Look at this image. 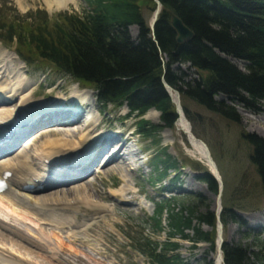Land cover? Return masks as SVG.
I'll return each mask as SVG.
<instances>
[{
	"label": "trees",
	"instance_id": "trees-1",
	"mask_svg": "<svg viewBox=\"0 0 264 264\" xmlns=\"http://www.w3.org/2000/svg\"><path fill=\"white\" fill-rule=\"evenodd\" d=\"M158 1L161 10L153 30L140 3L153 10L155 0H86L88 10L82 14L59 13L52 22L41 9L23 18L3 16L0 11V41L14 46L26 65L47 61L57 72L92 88L100 109L126 106L123 119H137V134L144 139L172 127L178 119L163 81L183 98L231 123L241 119L235 103L252 112H264V0ZM169 10L193 31L190 40L176 41ZM40 12L42 17L37 16ZM132 25L137 28L135 37L130 32ZM232 60L245 62L244 68ZM184 63L195 70V78L186 80L184 72L172 69ZM150 109L159 111V124L143 117ZM240 136L250 146L248 158L264 196V138L246 132ZM151 168L156 176L151 182L157 185L171 170L177 172L179 164L162 149L152 157ZM200 171L198 179L217 195L215 177L206 168ZM162 184V196L172 192L173 187ZM176 204L174 197L163 196L146 219L158 233L163 232L166 219L169 232L165 240L142 232L136 239L128 237L130 247L150 264H189L179 256L176 236L193 244L206 241L211 250L216 249V212L210 206L200 210L194 201L181 202L179 210ZM229 216L234 218L235 212L225 206L220 219L224 222ZM203 224L211 230H204ZM263 248L264 242L257 236L250 245L224 241L223 264H264Z\"/></svg>",
	"mask_w": 264,
	"mask_h": 264
},
{
	"label": "rangeland",
	"instance_id": "rangeland-1",
	"mask_svg": "<svg viewBox=\"0 0 264 264\" xmlns=\"http://www.w3.org/2000/svg\"><path fill=\"white\" fill-rule=\"evenodd\" d=\"M140 4L149 23L156 7L150 10L144 2ZM19 7H23L27 11L21 14ZM19 7L17 0H0V11L3 16L9 14L23 18L30 11L41 9L47 14L49 22L57 21L59 13L82 14L88 10L86 0H70L69 6L63 9L49 8L47 4L45 5L44 0H20ZM37 16L42 17L43 13L40 12ZM32 19L37 20V17L33 15ZM130 32L135 37L136 26L132 25ZM0 53L3 57L7 55L10 57L9 59L14 60L17 66L22 67L19 73L23 72L25 75L20 73L19 78L12 81L13 85L17 88L20 83H25L28 90L35 89L33 100L36 102L67 101L71 96H74L75 104L79 105V102H82L81 98L90 97L95 102V107L91 108L90 106L85 109L84 120L90 117L97 119L100 122L101 131L117 130L127 135L136 130L137 119L133 116L123 119L127 113L125 106L116 108L109 105L104 110L100 109L101 113H99V104L96 101L95 92L89 87H84L80 82L57 72L47 61L40 60L31 66L26 65L17 55L14 46L9 47L1 41ZM8 53L12 55L13 59ZM232 61L240 68L245 66V62L241 60ZM6 63L8 66L11 65ZM172 69L178 74L184 72L186 80L196 77L195 70L187 63L173 65ZM17 70L15 68V71ZM85 90L89 92L84 93ZM28 95L30 93H25V96ZM6 102L8 103H6L5 108L10 111H14L18 106V99L15 97ZM179 103L181 109L183 106L186 109L187 116L192 118L189 120L183 113L189 122L192 134L196 139L198 138L206 144L218 169L221 178L219 195L216 196L210 192L207 185L198 179L197 175L201 171L193 170V168H206L209 171L212 169L207 161L193 154L187 135L177 125V122L170 128L160 129L148 139H144L143 136L136 133L132 135L134 142L131 148L139 151V148L144 147L143 153L137 152V161L130 160L126 168H118L114 166L113 162H108L102 166L104 159L100 158L99 163L92 167V172L90 171L82 179L72 182L74 185H83L77 189L79 193L87 196L86 203H74L70 197H74L76 192H70V189L66 188V199L69 196V202H66L67 206L76 210L57 213L62 217H68L69 228L55 227L49 224L41 225H45L49 230H54V233L62 238L59 240V237H56L52 231L50 239L55 244L62 243L58 256L60 262L49 259L45 250L24 242L26 247L28 245V249H32L38 254L36 259L42 257L45 258L44 260L52 261L53 264H150L143 255L129 248L128 237L136 239L142 232L159 241L166 239L169 232L166 219L163 224L164 230L160 233L154 232V228L146 223L147 217L152 215L155 209L154 203L160 201L163 196L174 197L178 201V204L175 205L177 210H179L181 202L194 201L200 210L210 206L217 212V205H219L217 214L220 215L223 208L228 206L235 212V217L229 216L225 218L224 222L221 221L222 242H240L250 245L256 236L264 242V223H261L259 218L264 213V196L260 189L258 175L248 158L250 146L240 136L241 132H246L264 138V112H252L235 103L241 116L240 121L236 124L208 112L181 95L179 96ZM159 115L157 110L150 109L144 118L155 125L160 122ZM81 118L73 121L71 126L67 124L63 127H56L62 130L59 132L60 135H57L58 132H54V134L49 132V129L53 127L52 125L36 129L30 135H26V140L20 142L12 152L5 156L13 157L18 152H26L25 154L29 155L27 157H30L29 160L42 167V161L34 153L37 152L36 148L41 147L47 141L58 138L76 142L83 131L82 124L84 122H82L83 117ZM162 149L171 154L179 164V170L173 174L171 170V175L161 182L162 185L173 187L171 193H164L163 196L161 195V184L153 185L151 182L156 177L153 176L151 159L156 152H160ZM171 179L172 181H170ZM72 183L63 185L62 183H54L47 189L29 192V194L43 195L61 187L71 186ZM48 204L46 202L47 206H49ZM99 206L104 209H100ZM193 224L195 225V221ZM202 227L206 231L211 230L206 224H203ZM57 231L63 235L56 233ZM188 232L190 233V231ZM217 232L218 226L216 228V249ZM4 233L6 232L4 231ZM174 240L179 243L177 250L179 256L189 264H215L216 250H211L209 242L201 241L193 244L192 241L178 236ZM262 253L264 256V248ZM24 256L31 258L32 255Z\"/></svg>",
	"mask_w": 264,
	"mask_h": 264
},
{
	"label": "bare ground",
	"instance_id": "bare-ground-1",
	"mask_svg": "<svg viewBox=\"0 0 264 264\" xmlns=\"http://www.w3.org/2000/svg\"><path fill=\"white\" fill-rule=\"evenodd\" d=\"M44 2L49 8L63 9L69 6L70 0H44ZM0 55V134L12 124L13 118L15 120L19 118V121H21L18 125L19 133L15 136L20 140V137H26L34 130L46 128V126L50 125L53 127L49 129V132L53 134L58 132L56 134L60 135L59 132L62 130L56 127H63L67 121L72 123L83 117V131L76 142L58 138L47 141L41 147L36 148L37 152L34 153L42 161V167L29 160L30 157H27L28 154H25L26 152H18L13 157L5 156L14 149L16 141L9 144V146L11 145L10 147L0 150V178H3L5 172L10 173V176L6 178L7 189L0 193V264H53V260L60 262L58 256L62 243L55 244L50 239L54 230H49L45 225L70 227V224L68 225L67 223L68 217H62L57 213L69 210L74 211L75 209L67 206L66 202H69V196L66 199L67 189H70V192H76L74 197H70V200H74V203H86V200H88L86 199L87 196L79 193L77 189L83 187V185H74L72 182L82 179L92 170L94 165L99 163L100 158L104 159L102 166L108 164V162H113L114 166L118 168H126L130 160L137 161L138 151L131 148L134 142L132 140L134 133L125 135L122 131L117 130L107 131L103 129L104 131H101L100 122L97 119L90 117L84 120L85 109L90 106L91 108L95 107V102L90 97L86 99L85 96L84 98L79 96L82 99L79 105L75 104L74 96H71L67 101L36 102L33 100L35 89L28 90V86L25 83H20L17 88L13 85L12 81L14 79L17 80L20 73L25 75L23 72L19 73L22 67L17 66L14 60L9 59L10 57L7 55L4 57L1 53ZM6 62L11 65L8 66ZM15 68L18 70L15 71ZM86 92L89 91L85 90L84 93ZM170 92L175 99L173 90ZM25 93H30V95L25 96ZM13 97L18 99V106L14 111H10L5 108L6 103H8L6 101ZM179 111V117L176 122L186 133L188 142L193 149V154L205 161H207L206 158L210 160L211 154L209 153L210 158L206 155V149L203 144L194 137L182 110L179 109ZM43 146L45 147L43 148ZM101 153L102 156L100 157ZM78 165L80 168L79 173L65 177L66 175L63 172H69L72 167ZM51 171H55L58 175L51 178ZM217 173L219 175L218 169ZM70 182L72 183L71 186L61 187L53 192L38 196L37 194L30 195L23 186L25 183H29L33 189L40 191L47 189L54 183H62L63 185ZM46 202L49 203V206L46 205ZM99 208L104 209L100 206ZM259 218L261 223H264V213ZM43 224L45 225L41 226ZM256 225L258 226L259 224ZM59 231L56 233L63 235ZM54 235L56 234L54 233ZM56 237L59 236L56 235ZM60 239L62 240L59 237ZM24 242L45 250L47 257L52 261L44 260L45 258L42 257L36 259L38 254L32 249H28V245L26 247L23 244ZM21 254L32 256L28 258ZM215 260V264H223L221 254H217Z\"/></svg>",
	"mask_w": 264,
	"mask_h": 264
},
{
	"label": "water",
	"instance_id": "water-1",
	"mask_svg": "<svg viewBox=\"0 0 264 264\" xmlns=\"http://www.w3.org/2000/svg\"><path fill=\"white\" fill-rule=\"evenodd\" d=\"M156 1V9L153 13V16L149 22V27L151 30H153L154 24L157 20V16L161 10V3L158 0ZM169 15H170V24L172 26V28L174 29L175 33H176V41L177 42H185L190 40L193 37V31L180 19V17H178L173 11L169 10ZM164 83V87L167 90L168 94L170 95L172 101L175 103L176 105V110L178 112V114L180 113L179 109H181L180 107V103H179V92L176 89H173L170 85H168L165 81H163ZM175 93V99L173 98V95L171 94L170 91H172ZM182 110V109H181ZM183 112V111H182ZM189 123V122H188ZM198 139V138H197ZM200 140V139H199ZM200 142L203 144L204 148L206 149V155L209 156V151L207 149L206 144L200 140ZM207 159V163L210 165L211 167V171L213 176L216 178V180L218 181L219 184V189H220V176L217 173V169H216V165L214 164L213 160H210L208 158ZM220 193V190H219ZM218 193V195H219ZM219 205H217V212H219L218 209ZM217 226H218V232H217V246H218V250H217V254H221L222 255V250H221V243H222V239H221V235H220V227H221V222L220 219L218 217L217 219ZM223 259V258H222Z\"/></svg>",
	"mask_w": 264,
	"mask_h": 264
},
{
	"label": "clouds",
	"instance_id": "clouds-1",
	"mask_svg": "<svg viewBox=\"0 0 264 264\" xmlns=\"http://www.w3.org/2000/svg\"><path fill=\"white\" fill-rule=\"evenodd\" d=\"M19 2H20V0H17V5H18V7H19ZM19 10H20L21 14H24V12L27 11V9H25V8H23V7H19Z\"/></svg>",
	"mask_w": 264,
	"mask_h": 264
}]
</instances>
